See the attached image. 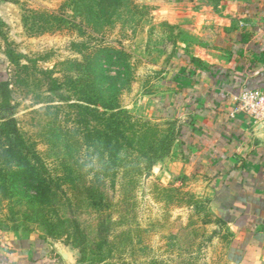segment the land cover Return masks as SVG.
Segmentation results:
<instances>
[{"label":"rangeland","instance_id":"1","mask_svg":"<svg viewBox=\"0 0 264 264\" xmlns=\"http://www.w3.org/2000/svg\"><path fill=\"white\" fill-rule=\"evenodd\" d=\"M0 18V237L40 234L75 264H232L207 179L148 112L180 26L149 0H0ZM75 103L120 112L129 140L105 149ZM7 121L27 147L10 161Z\"/></svg>","mask_w":264,"mask_h":264},{"label":"crops","instance_id":"2","mask_svg":"<svg viewBox=\"0 0 264 264\" xmlns=\"http://www.w3.org/2000/svg\"><path fill=\"white\" fill-rule=\"evenodd\" d=\"M149 2L187 38L149 115L175 123L184 160L207 179L211 209L231 231L228 260L264 264V123L234 110L240 91L264 88V0ZM61 251L40 234L0 237V264H75Z\"/></svg>","mask_w":264,"mask_h":264},{"label":"trees","instance_id":"3","mask_svg":"<svg viewBox=\"0 0 264 264\" xmlns=\"http://www.w3.org/2000/svg\"><path fill=\"white\" fill-rule=\"evenodd\" d=\"M60 20V19H59ZM61 21V20H60ZM39 22L41 20L39 19ZM44 25H49V22L44 21L41 22L39 25H37L36 30L34 31L35 33L37 32H44L47 31L44 29ZM52 26V25H51ZM10 80V75H5L3 76V80H0V90H7V85ZM54 83V82H53ZM58 85V84H57ZM53 86H56L53 84ZM74 106L78 107L81 109L82 113L86 115L87 117L92 115L94 118V121H98L90 131H92V135L96 136L97 139H103L104 143L106 145L105 149L109 148L110 152L114 149L116 150L120 147L121 141L123 140H129L128 137H125L124 133L120 131V126L123 125V121L120 118V112H111L110 114H106L105 112L99 111L96 107L90 108L89 105L82 106L80 104H74ZM85 116V117H86ZM123 118H126L125 115H123ZM85 124H88V120L85 119ZM4 129L2 130L3 133L6 135V142L1 144V151L3 154L4 159L7 161L11 159H16L22 156L23 151H27V147L25 146V141L21 137L19 130L15 126V123L12 122H5ZM10 134L14 135V138L12 136H9ZM112 143V144H111ZM114 153V152H113ZM41 183L35 187H37L38 192L40 193L41 191H47L48 186L45 184L41 185ZM43 193V192H42Z\"/></svg>","mask_w":264,"mask_h":264},{"label":"built area","instance_id":"4","mask_svg":"<svg viewBox=\"0 0 264 264\" xmlns=\"http://www.w3.org/2000/svg\"><path fill=\"white\" fill-rule=\"evenodd\" d=\"M234 99L235 111L245 114L255 123L264 120V88L244 89Z\"/></svg>","mask_w":264,"mask_h":264},{"label":"water","instance_id":"5","mask_svg":"<svg viewBox=\"0 0 264 264\" xmlns=\"http://www.w3.org/2000/svg\"><path fill=\"white\" fill-rule=\"evenodd\" d=\"M257 123L263 124V123H264V120H263V121H259V122H257ZM58 250H60V252H61L62 254H64V253L61 251V249L58 248Z\"/></svg>","mask_w":264,"mask_h":264}]
</instances>
